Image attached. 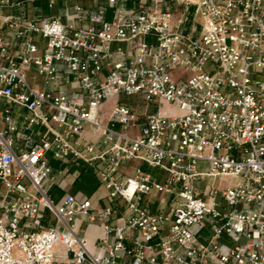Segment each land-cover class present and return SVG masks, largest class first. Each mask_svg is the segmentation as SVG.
<instances>
[{
    "label": "built area",
    "instance_id": "1",
    "mask_svg": "<svg viewBox=\"0 0 264 264\" xmlns=\"http://www.w3.org/2000/svg\"><path fill=\"white\" fill-rule=\"evenodd\" d=\"M36 1L0 0V264H60L58 245L69 264H264V0L77 3L67 22ZM79 162L109 205L53 197Z\"/></svg>",
    "mask_w": 264,
    "mask_h": 264
},
{
    "label": "crops",
    "instance_id": "2",
    "mask_svg": "<svg viewBox=\"0 0 264 264\" xmlns=\"http://www.w3.org/2000/svg\"><path fill=\"white\" fill-rule=\"evenodd\" d=\"M81 4L82 6L86 8H97V7H104L106 8V15L108 18H110L113 14L114 6L110 3L109 0H68V1H61L55 4L53 8H48L45 1H36V2H26L25 4V10L27 12L28 16H33L36 14H42V15H47V16H57L59 17L63 22H67L71 19H73V14H74V5L75 4ZM129 4H132V1H130ZM32 5V6H31ZM33 7L34 14H30V10ZM58 13L56 14H51L52 12ZM2 13L9 14V13H18L19 9L18 8H5L1 10ZM110 103V105L113 103V100L110 99L105 102V105ZM15 108V115L18 116V109ZM18 110V111H17ZM25 109H21V112H24ZM87 138L96 141L98 139L97 135H86ZM34 138H38V136H34ZM103 147V145H102ZM51 164L54 169H57L61 166V162L51 158ZM105 162L100 163V166L103 168L105 166ZM135 165L141 166L145 171L150 172L153 174L151 171V168L149 165H147L144 162L140 161H128L122 164V167L120 168L121 174H131L133 172V168ZM70 171L63 175L60 176L57 180V184L54 187L52 191V195L55 199L60 198L64 193L69 192L74 194L77 198L79 199H85L89 198L92 200L94 205L97 206H106L109 205L110 201L109 198L107 197V190L100 184L97 176L95 177V185L93 186V190L91 191L90 194H87L83 191L84 185L87 184V180L83 179V175L85 171L91 167L87 164H84L82 162L79 163H72L70 166ZM95 173V172H94ZM96 175V174H95ZM154 175V174H153ZM54 222V219L52 215L50 214L47 215L45 213V216L43 218V224L44 225H50ZM101 224L102 222L99 219L95 220H89L87 217L83 218L82 222V229L84 231V234L88 240L89 247L92 250L97 251V238L99 233L101 232ZM57 250V259L60 264H69V259L66 256L63 248L58 245L56 247Z\"/></svg>",
    "mask_w": 264,
    "mask_h": 264
},
{
    "label": "rangeland",
    "instance_id": "3",
    "mask_svg": "<svg viewBox=\"0 0 264 264\" xmlns=\"http://www.w3.org/2000/svg\"><path fill=\"white\" fill-rule=\"evenodd\" d=\"M168 2H169V4L171 6L174 7V10H175L176 13H179L182 10L183 6H184L183 3L176 4L175 2H173L171 0H169ZM30 8H31L30 14H34L35 11H34L33 7H30ZM51 14H53V15L56 14L57 15L58 13H56L54 11ZM32 74H33L32 72L29 73V80L31 82H32ZM35 82L40 83L41 82V77H39L38 79H36ZM119 100H120V102L126 103L129 106L135 108L138 113L144 112V110L146 108L145 107L146 106V101L139 94L127 95L125 93H121L119 95ZM109 106H110V103H108L107 105H105L106 108H109ZM151 109L154 110L155 108L152 107ZM116 127L117 128H121V126L119 124ZM151 171L153 172L154 175L158 176L160 180H162V181L164 180V178H165V172L163 170H161L159 168H151ZM95 177H96V175L94 173V169L92 167H89L85 171V173L83 175V179H86L87 180V184L84 185V187H83V191L85 193L90 194L91 191L93 190V186L95 185V179H96ZM222 204H223V207L226 206L225 202H222ZM46 213H47V215L50 216V212L48 210L46 211ZM225 242L231 243V241L228 240V239H225Z\"/></svg>",
    "mask_w": 264,
    "mask_h": 264
},
{
    "label": "trees",
    "instance_id": "4",
    "mask_svg": "<svg viewBox=\"0 0 264 264\" xmlns=\"http://www.w3.org/2000/svg\"><path fill=\"white\" fill-rule=\"evenodd\" d=\"M192 14H193V7H191L190 11L188 12L187 25L190 24V21L192 19Z\"/></svg>",
    "mask_w": 264,
    "mask_h": 264
},
{
    "label": "bare ground",
    "instance_id": "5",
    "mask_svg": "<svg viewBox=\"0 0 264 264\" xmlns=\"http://www.w3.org/2000/svg\"><path fill=\"white\" fill-rule=\"evenodd\" d=\"M166 110V109H165Z\"/></svg>",
    "mask_w": 264,
    "mask_h": 264
}]
</instances>
